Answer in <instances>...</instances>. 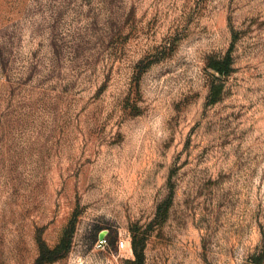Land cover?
<instances>
[{
  "label": "rangeland",
  "instance_id": "1",
  "mask_svg": "<svg viewBox=\"0 0 264 264\" xmlns=\"http://www.w3.org/2000/svg\"><path fill=\"white\" fill-rule=\"evenodd\" d=\"M0 264H264V0H0Z\"/></svg>",
  "mask_w": 264,
  "mask_h": 264
},
{
  "label": "trees",
  "instance_id": "2",
  "mask_svg": "<svg viewBox=\"0 0 264 264\" xmlns=\"http://www.w3.org/2000/svg\"><path fill=\"white\" fill-rule=\"evenodd\" d=\"M230 66H231V57L229 54H227L222 62H220V63L218 62V63L212 65V69L216 73L226 74L230 70ZM220 88H221L220 85L211 87L210 98L212 99V101L215 100L217 94L220 91Z\"/></svg>",
  "mask_w": 264,
  "mask_h": 264
},
{
  "label": "water",
  "instance_id": "3",
  "mask_svg": "<svg viewBox=\"0 0 264 264\" xmlns=\"http://www.w3.org/2000/svg\"><path fill=\"white\" fill-rule=\"evenodd\" d=\"M106 232H107L106 230L100 231L98 233V240H103L106 235Z\"/></svg>",
  "mask_w": 264,
  "mask_h": 264
},
{
  "label": "built area",
  "instance_id": "4",
  "mask_svg": "<svg viewBox=\"0 0 264 264\" xmlns=\"http://www.w3.org/2000/svg\"><path fill=\"white\" fill-rule=\"evenodd\" d=\"M120 246H123V243L122 242H120Z\"/></svg>",
  "mask_w": 264,
  "mask_h": 264
}]
</instances>
